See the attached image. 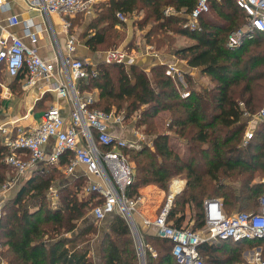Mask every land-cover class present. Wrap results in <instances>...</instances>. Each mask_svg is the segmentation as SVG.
Returning <instances> with one entry per match:
<instances>
[{
  "label": "trees",
  "instance_id": "trees-1",
  "mask_svg": "<svg viewBox=\"0 0 264 264\" xmlns=\"http://www.w3.org/2000/svg\"><path fill=\"white\" fill-rule=\"evenodd\" d=\"M195 3L196 0L100 2L94 6L96 17L87 24L82 38L92 52L116 47L125 39V32L115 28L116 13L131 15L143 10L138 27L144 29L149 25L146 42L157 49L166 46L168 51L173 50L189 67L207 76V84L197 85L189 73H183V88L176 76L166 74L164 65L152 66L148 75L135 64L106 62L98 63L94 76L90 75L89 65L88 77L76 82L80 92L98 91L97 99L89 105L91 109L107 113L123 111L128 117L139 111L142 123L152 121L162 111L169 113L166 128L154 133L152 148L132 152L130 158L136 165V175L131 188L153 183L167 190L173 179H184L186 184L174 196L167 221L175 228L192 231L204 225L206 199L220 200L227 215L253 213L264 193V184L256 181L264 177V122L242 144L247 127L245 114L258 113L264 101V47L260 48L264 33L255 32L252 39L243 38L238 47H228V35L247 24L236 0H209L213 15L206 16L209 11L203 14L198 28L193 30L186 26L185 16L164 14L168 6L177 12L184 8L188 14ZM77 16L72 24L81 25V13ZM173 35L192 42L172 48ZM4 79L3 73L0 74V81ZM21 79L19 75L10 79L12 92H17ZM50 98L44 96L46 100ZM141 106L145 108L140 109ZM169 132L184 140L185 154L170 141ZM99 147L103 151L111 149ZM118 149L122 155L129 150L126 146ZM7 153L0 142V187L8 177L4 163ZM46 166L40 163L1 208V258L7 264H141L132 230L118 213L109 215L106 227L101 230L97 259L90 257V248L83 243L86 236L99 231V225L93 224L96 221L88 214L101 202L100 196L96 192L82 193L86 186L83 177L60 184V172L56 175ZM55 179L58 182L54 183ZM52 186H56L58 194L53 205L46 196ZM161 194L162 191L155 193ZM186 207L191 212V223H184ZM84 219L91 221L78 230ZM142 247L145 264H177L171 253L172 243L165 238L143 233ZM256 247L263 255L264 237L206 241L198 250L203 264H234L239 262L240 254ZM149 248L156 251V256L151 255Z\"/></svg>",
  "mask_w": 264,
  "mask_h": 264
},
{
  "label": "built area",
  "instance_id": "built-area-1",
  "mask_svg": "<svg viewBox=\"0 0 264 264\" xmlns=\"http://www.w3.org/2000/svg\"><path fill=\"white\" fill-rule=\"evenodd\" d=\"M94 0H30L28 5L46 19L51 14L62 17L67 40L66 53L63 54L54 35L56 55L53 62L44 60L38 51L39 28L32 19L21 21L16 15L7 18L6 25H0V74L5 77L22 76V89L34 86L37 82L50 83L56 99L67 98L71 103L69 120H64L57 104L43 111L39 122L28 131L19 130L15 136L7 134L4 141L8 153L4 158L7 167L19 176L24 175L39 163L53 165L65 156V171L73 174L76 165H82L85 173L94 175L99 182L90 181L84 188L86 195L96 192L101 202L95 205L90 214L96 222L118 213L128 222L137 246L140 258L144 256L139 237L135 236L132 214L137 212L138 194L133 195L131 188L133 173L119 147L127 146L125 141L110 132L114 125L123 124L124 116L91 109L93 99L90 95L82 96L75 82L88 77V64L74 57L75 37L69 33L70 18L88 11ZM236 5L245 13L247 24L244 29L231 32L227 37L230 48L238 47L243 38L252 39L255 32L264 33V0H236ZM6 8V0H0V9ZM209 0H196L194 8L187 14L186 26L196 29L199 18L209 11ZM120 21L126 20L123 13L117 12ZM22 26V36L11 29ZM104 62L129 65L133 58L121 48L109 49L104 54ZM60 70L65 81L60 80ZM174 66H168L166 74L172 75ZM58 72V73H57ZM96 74L95 68L91 76ZM0 86L2 83L0 81ZM6 90V89H5ZM187 94H183L186 96ZM248 116V114H245ZM264 122V103L255 115ZM253 130H246L242 138L245 145L252 137ZM141 136V139L144 137ZM53 142V150L47 154L43 146ZM111 147L101 150L99 146ZM27 155L24 160L21 156ZM181 182V181H178ZM264 182V179H263ZM7 182L0 187V198L13 186ZM180 184V183H179ZM181 185V184H180ZM181 187L174 193L170 189L165 204L154 217H145L144 223L157 229V235L172 243L171 253L177 264H203L198 247L203 242L216 243L221 240L255 239L264 237V193L258 198V209L251 213L234 212L225 214L221 201H204V225L200 230L175 228L167 221L172 200ZM48 194L55 195V189L49 188ZM252 251L248 264H264L261 251ZM248 252V251H247ZM155 255V254H154Z\"/></svg>",
  "mask_w": 264,
  "mask_h": 264
},
{
  "label": "crops",
  "instance_id": "crops-1",
  "mask_svg": "<svg viewBox=\"0 0 264 264\" xmlns=\"http://www.w3.org/2000/svg\"><path fill=\"white\" fill-rule=\"evenodd\" d=\"M29 1L30 0H6V8L4 10L0 9V25L5 26L7 18L11 15H16L21 21L26 20V19H32V21L36 23L39 28V37H38L39 38L38 39L39 55L44 60L53 62L55 59L56 49H57L55 46L53 33L55 34V37L58 41L57 43L60 47L61 52L63 54L66 53L65 43L67 40V34H66L64 27L62 26V23H63L62 17L56 14H51L46 19L44 16L40 15L35 9H32L29 7L28 5ZM108 1L109 0H94L89 10L84 13H81L82 15L81 25L72 24L73 19L75 20L76 17H78L77 15L79 14L70 18L71 27H70L69 33H71L75 37V40H76V43H75L76 48L74 52V57L83 59L88 64V66L89 65L91 66V68H96L98 63L104 62V54L107 50L106 49L98 50L95 52L90 51L88 47L85 45L84 39L82 38V34L85 28L87 27V24L96 17L94 6L100 2H108ZM143 12L144 11L141 10V11H135L131 15L124 14L126 17V20L124 21H120L117 18V13H116V18H117L118 23L115 25V28L121 29L125 32V40L123 42L124 45H127L130 42L132 35H134L133 32L142 34L141 36L143 40V48H144V51L146 52H143L142 54L139 53L138 58L132 57L133 62L129 65L135 64L139 66L148 75L150 74L151 67L154 65H164L167 68L168 66H174L175 71L173 72L172 75L176 76L175 74H178L181 78H182L183 73H189L190 75H194V73L197 74L196 72L197 69L189 67L184 60L182 59L179 60L178 57L174 54L173 50L162 53L160 52V49H157L146 42L145 34L147 30L145 28L142 30L138 27V22L141 20V17H139L138 15L142 14ZM164 14L165 15H178V16L183 15L185 16V19L187 17V14L184 13V8H182L180 11L177 12L172 6L166 7L164 9ZM132 17L133 19L130 20ZM11 31L19 36H22V26L21 25L11 29ZM135 38H137L136 34H135ZM180 47L182 46L172 47V48H180ZM10 79H11L10 77H5V79L1 81L2 86H0V98L2 100V103H0V142L2 143L3 146H4L5 137L7 134L10 133L11 136H15L19 130H22V131L30 130L32 127H34L39 122V118L41 114L43 113V111L53 104L59 105L62 117L66 121L69 120L71 103L69 102L67 98H62V99L57 100L54 92L50 89L51 88L50 83L37 82L32 87H29L27 89H22L21 87V82L23 80L22 78L19 83L20 86H18V89L16 90L17 92L14 93L12 92L10 85H9ZM60 80L65 81V76L61 72V70H60ZM76 82H75V86H76ZM45 95L51 96V99H47V100L44 99ZM7 103L10 104L9 108H7ZM255 115L244 116V119L247 123V127L245 131L253 130V133H255L257 122H261ZM4 130L5 132H7V134L4 133ZM117 131L118 130L115 127L110 128V132L113 135L117 137L124 136V134L119 133ZM180 147L181 145H179V148ZM52 150H53L52 141H49L46 145L43 146V151L47 154L51 153ZM21 157L24 160L28 158L27 155H23ZM65 158L66 157L63 156L62 159L58 163H55L53 165L55 166V168L62 169L65 172V174L68 175L65 171ZM37 166L30 169V171L26 172L22 176H19L14 170H12L10 167H7L8 177H7L6 183L13 181L14 184L9 189V191H7L1 198L5 196L7 198L13 197L15 192L26 182V180L29 179V177L32 174V171ZM68 176H71L73 180L79 177H83L86 180V185L90 181L99 182V179H97L94 175H91V174L87 175L85 173V168L82 165H76L73 174H70ZM263 179L264 177H262L261 179H256V181H259L260 183L264 184ZM178 181H181V182H178ZM185 184H186V181L184 179H180V178L173 179L171 184L169 185V189L167 193H165L157 184H153V183L139 186L136 189H133L140 197V200L137 203L138 211L134 212L132 214V217H133L135 226L137 228V235L141 242L142 251H143L142 240H141L142 234L148 233V234L157 235L156 227L152 225L150 226L146 225L143 219L145 217H154L158 214L159 210L166 202V197L170 189H172V185H174V189H175L174 193H175L179 189V186L181 187V190H182ZM148 187H152V189H148ZM52 188L55 189V195L51 196V194H48V191H47L46 196L48 197V200L50 201V203L53 205L58 200V194H57L56 186H52ZM158 190L162 191V194L159 196L155 195L156 192H159ZM83 194L86 195L85 193ZM3 204L4 203L0 205V214H1V208ZM203 207H204V203H203ZM189 214H190L189 208L186 207L184 223H191V221H189L190 219ZM88 215L91 216L90 212ZM102 221H98V222H102ZM136 245H138L137 242H136ZM137 249L139 251L138 246H137ZM149 250L151 252V255L155 256L154 255L155 253H152L151 248H149ZM142 261L140 258L141 264H143ZM0 264H7L6 260L1 258V256H0Z\"/></svg>",
  "mask_w": 264,
  "mask_h": 264
},
{
  "label": "rangeland",
  "instance_id": "rangeland-1",
  "mask_svg": "<svg viewBox=\"0 0 264 264\" xmlns=\"http://www.w3.org/2000/svg\"><path fill=\"white\" fill-rule=\"evenodd\" d=\"M208 15H211V16L213 15L212 10H210L206 16H208ZM138 16L141 17V19H142L144 16V12ZM132 19H133V17L130 20H132ZM148 27H149V25L146 26L145 29L147 30ZM244 28H245V25H243L240 29H244ZM133 34L134 35H132V38L127 45H124V43H123L125 40L124 39L120 45H118L116 47H107L106 50L121 48V49L125 50L127 55H129L133 58L134 57L138 58L139 53L142 54L143 52H146V51H144V48H143V40H142V36H141L142 34L136 33V32L135 33L133 32ZM135 34L137 35V38H135ZM171 37H172V44L170 45V47L185 46V45H188L189 43L192 42L190 39L183 37V36L173 35ZM152 46L156 48V46L154 44ZM263 47H264V44H261L260 48H263ZM159 49H160V52H162V53L168 52V48L166 46H161ZM102 50H105V49H102ZM178 59L181 60L180 58H178ZM196 72H197V74L194 73V75H191V76L195 79L197 85L202 86V85H205L209 82V78L207 76L200 74L198 70ZM175 75H176L177 79L180 81V83H182L183 88H185L183 78H181L178 74H175ZM80 93L83 96L90 95L93 100H96L98 91L94 90V91L89 92V93L88 92H85V93L80 92ZM1 103H2V101H1ZM263 103H264V101H263ZM263 103H261V105ZM9 105L10 104L7 103V108H9ZM261 105L258 107V109L261 107ZM7 108H6V110H7ZM143 108H145V106L140 107V109H143ZM111 113H114V114L118 113V114L124 116L123 124L114 125V127L117 128V130H118L117 132L124 134L123 137L118 136L119 138H121L125 141L128 140L126 142L127 143L126 147H128L129 150L125 152L126 154L123 153V155H124L126 161L128 162V164L132 170L133 177H134L136 175V165L133 162V160L130 158L132 155V152L137 151V150H143L146 148H152V140L154 138V133L156 131L164 130L166 128L169 113L167 111H162V112L158 113L155 116V118L152 119V121L149 120L147 123L146 122L142 123L139 120L141 118L139 111H135V112L131 113L129 115V117L126 116L125 112H123V111H120V112L111 111ZM255 113H257V112H255ZM255 113H254V115H255ZM149 123H153V125H149ZM259 123L260 122H257L256 129H258L260 127ZM169 133H170L169 134L170 141L177 146L181 145L180 153L185 154L186 146H185L184 140L177 137V135H175L174 133H171V132H169ZM118 135H120V134H118ZM139 135H142V137H144V138L141 139V136H139ZM46 167H48L50 172L53 171L56 175H57V172H60V180H62V182L60 181V184L61 183H70L71 181H73V178L71 176L66 175L62 169L55 168L54 165H50V164ZM57 179H55L54 183L58 182ZM161 189L165 193L168 192V189L167 190H165L163 188H161ZM5 197L0 198V205L2 203H5V201L7 199V197L6 198ZM189 215H191V212ZM109 219H110V217L104 219L102 222H94L93 224L99 225L98 233H96V234L91 233L85 237L86 241L83 244H84V246L90 248V257H92L93 259H97L96 253H97V247L99 244V240L101 237L100 236L101 230L106 227ZM88 221H91V220L90 219H88V220L84 219L83 221H81L78 224V230H80L82 227H84ZM198 230H200V228ZM136 231H137V228H136ZM140 245H141V243H140ZM231 247H233V246H231ZM256 248H258L259 251H261V249L259 247H256ZM256 248H252V249L248 250V252L246 251V252H243L242 254H240L239 255V257H240L239 262L234 263V264H248L247 259H249V257L251 256L252 251H257ZM151 250H152V253H155V256H156V251L152 248H151ZM261 257L263 258L264 254L261 255ZM141 261L143 262V264H145L144 256L141 258ZM206 264H211V263L208 262Z\"/></svg>",
  "mask_w": 264,
  "mask_h": 264
},
{
  "label": "water",
  "instance_id": "water-1",
  "mask_svg": "<svg viewBox=\"0 0 264 264\" xmlns=\"http://www.w3.org/2000/svg\"><path fill=\"white\" fill-rule=\"evenodd\" d=\"M133 231H134V234H135V236H137L138 237V235H137V231H136V227L135 226H133Z\"/></svg>",
  "mask_w": 264,
  "mask_h": 264
},
{
  "label": "bare ground",
  "instance_id": "bare-ground-1",
  "mask_svg": "<svg viewBox=\"0 0 264 264\" xmlns=\"http://www.w3.org/2000/svg\"><path fill=\"white\" fill-rule=\"evenodd\" d=\"M174 185H175V184H174ZM174 185H172V192H174V190H175V189H174ZM176 188H177V187H176Z\"/></svg>",
  "mask_w": 264,
  "mask_h": 264
}]
</instances>
